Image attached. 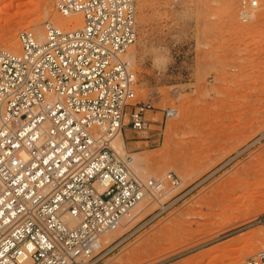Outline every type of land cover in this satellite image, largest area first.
<instances>
[{
  "label": "rangeland",
  "instance_id": "rangeland-1",
  "mask_svg": "<svg viewBox=\"0 0 264 264\" xmlns=\"http://www.w3.org/2000/svg\"><path fill=\"white\" fill-rule=\"evenodd\" d=\"M54 2L0 0V48L20 50L22 30L45 36L66 17ZM239 2L137 0L136 101L155 108L126 146L147 178L173 170L182 182L161 193V212L146 199L110 233L100 264H245L264 248V225L248 224L264 212V0L250 20Z\"/></svg>",
  "mask_w": 264,
  "mask_h": 264
},
{
  "label": "built area",
  "instance_id": "built-area-1",
  "mask_svg": "<svg viewBox=\"0 0 264 264\" xmlns=\"http://www.w3.org/2000/svg\"><path fill=\"white\" fill-rule=\"evenodd\" d=\"M238 4L243 20L261 5ZM54 7L81 14L82 24L48 21L43 42L26 29L20 50L0 48V264H100L105 235L182 182L173 170L141 178L113 146L119 132L147 131L155 108L136 101L137 73L125 56L138 37L137 0ZM248 224L264 225V212ZM245 264H264V248Z\"/></svg>",
  "mask_w": 264,
  "mask_h": 264
},
{
  "label": "bare ground",
  "instance_id": "bare-ground-1",
  "mask_svg": "<svg viewBox=\"0 0 264 264\" xmlns=\"http://www.w3.org/2000/svg\"><path fill=\"white\" fill-rule=\"evenodd\" d=\"M54 22L60 26V27H69V25L74 24L76 26H80L82 24V15L81 14H74V15H70V16H66V17H57L55 18ZM36 30H39V24L40 21H37L36 23ZM31 29H28V31ZM38 39L43 42L45 40V36L44 33L39 32L38 33ZM131 62L135 59V53L134 51H128L127 54L125 55ZM113 146L115 147V149L121 154V156L125 159H127V161L129 162L130 167L135 171L136 174H138L141 178L145 179L146 176H148V172H146V164L144 159H142L139 155H137L136 153H130L127 150V146H126V139H125V133L124 132H119L113 139ZM148 174V175H147ZM147 178V177H146ZM166 192V191H165ZM165 195V194H163ZM161 198L162 196H160V200H158V202H161ZM146 199H144L133 211L132 213L127 216L123 222L122 225L124 224V222H128L131 219L133 220L134 217L138 214H140L142 211H144L146 209V203H145ZM148 201V200H147ZM151 201V199L148 201V203ZM147 203V204H148ZM151 206V204H150ZM142 214V213H141ZM140 214V215H141ZM136 218V217H135ZM139 219V217H138ZM137 220V219H136ZM128 224V223H127ZM126 227V226H125ZM119 228L121 229V227L119 226ZM124 229V227H123ZM121 229V230H123ZM115 232V231H114ZM112 233V232H111ZM115 234V233H114ZM110 237L111 238V234L108 233L106 235V237H104V239ZM104 242H107L106 240ZM103 242V244H104Z\"/></svg>",
  "mask_w": 264,
  "mask_h": 264
}]
</instances>
